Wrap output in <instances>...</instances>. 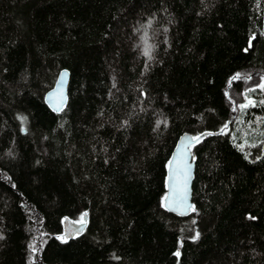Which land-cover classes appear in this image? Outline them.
Returning a JSON list of instances; mask_svg holds the SVG:
<instances>
[{"label": "trees", "instance_id": "1", "mask_svg": "<svg viewBox=\"0 0 264 264\" xmlns=\"http://www.w3.org/2000/svg\"><path fill=\"white\" fill-rule=\"evenodd\" d=\"M249 67L264 0H0V264H264V94L232 122L226 90ZM185 132L179 216L163 199Z\"/></svg>", "mask_w": 264, "mask_h": 264}, {"label": "water", "instance_id": "2", "mask_svg": "<svg viewBox=\"0 0 264 264\" xmlns=\"http://www.w3.org/2000/svg\"><path fill=\"white\" fill-rule=\"evenodd\" d=\"M69 75L68 69H61L53 86L44 94L45 104L54 113H60L67 105ZM192 138L193 136L188 132L182 133L178 137L167 166L166 192L163 205L168 211L179 216L187 215L192 206V183L195 171V161L191 152V146L195 141ZM185 175L187 177L186 190ZM182 196H186V198L181 204L180 198ZM86 223L87 214H83L81 221L65 218L63 221V237L72 238L82 233Z\"/></svg>", "mask_w": 264, "mask_h": 264}, {"label": "rangeland", "instance_id": "3", "mask_svg": "<svg viewBox=\"0 0 264 264\" xmlns=\"http://www.w3.org/2000/svg\"><path fill=\"white\" fill-rule=\"evenodd\" d=\"M235 81H239L242 85V89L239 92L235 91L232 87ZM261 85H264V68L261 67H249L241 70L235 74L233 79L228 81L226 86L227 101L233 110V114H231L232 122L238 118L241 112V104L248 105L247 107L257 106L256 103L258 101L256 100L258 96L260 97L261 93L264 94V87H261ZM261 99H264V97ZM249 101H251V104H249ZM254 133L256 135V132Z\"/></svg>", "mask_w": 264, "mask_h": 264}, {"label": "snow or ice", "instance_id": "4", "mask_svg": "<svg viewBox=\"0 0 264 264\" xmlns=\"http://www.w3.org/2000/svg\"><path fill=\"white\" fill-rule=\"evenodd\" d=\"M144 55L145 56H148L149 58H150V47H148V46H146L145 47V49H144ZM261 87H264V85H261ZM249 104H251V101H249ZM248 105H244V104H241L240 105V108L241 109H243V108H245V107H247ZM227 127V125H225V128ZM222 132H223V129L221 130ZM193 139V141H195V142H199V137H193L192 138ZM175 159V158H174ZM186 182H187V177H186V175H185V190H186ZM186 198V196H182L181 198H180V203L182 204L183 203V200ZM166 200H167V197L165 198ZM86 215V214H85ZM177 255H178V253H177Z\"/></svg>", "mask_w": 264, "mask_h": 264}]
</instances>
